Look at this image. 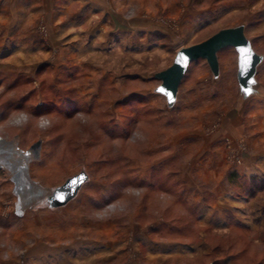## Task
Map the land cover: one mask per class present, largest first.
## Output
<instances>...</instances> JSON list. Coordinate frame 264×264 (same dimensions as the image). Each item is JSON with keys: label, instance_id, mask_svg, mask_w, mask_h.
<instances>
[{"label": "rangeland", "instance_id": "rangeland-1", "mask_svg": "<svg viewBox=\"0 0 264 264\" xmlns=\"http://www.w3.org/2000/svg\"><path fill=\"white\" fill-rule=\"evenodd\" d=\"M69 1L40 4L35 62L25 54L24 70L15 57L0 71V140L22 152L40 142L27 165L36 188L49 192L82 171L88 181L64 207L18 213L20 165L13 156L14 172L0 165V264H264V226L249 212L264 205V181L253 188L248 173L264 141L246 132L264 130V63L263 97L241 107L230 48L217 54V81L203 60L188 67L174 109L153 93V74L179 49L224 28L244 23L264 56V0ZM207 158L219 168L207 170ZM200 193L225 215L189 218L184 197ZM153 242L168 244V255ZM168 242L202 249L173 255Z\"/></svg>", "mask_w": 264, "mask_h": 264}, {"label": "water", "instance_id": "water-1", "mask_svg": "<svg viewBox=\"0 0 264 264\" xmlns=\"http://www.w3.org/2000/svg\"><path fill=\"white\" fill-rule=\"evenodd\" d=\"M245 28L244 23L232 28H224L198 44L179 49L173 58V63L168 68L153 74V79L160 82L153 93L164 97L166 110H172L176 107L178 87L185 77L188 67L193 62L205 61L210 74H212V80H218L220 73L217 54L225 48L233 49L237 57L236 83L238 95L236 104L241 107L252 98L263 97L262 88L257 81V70L264 63V56L253 51L251 42L245 36ZM166 93L171 95V101ZM39 147L40 142L31 146L26 152H22L16 147V142L9 143L0 140V152L15 157L20 165L19 171L21 173L18 183H15L14 187L20 203L18 213L23 212L28 207L45 206L50 210L64 207L74 200L80 189L88 181V175L82 171L49 192L34 187L28 181L27 165L32 159L31 153L36 154Z\"/></svg>", "mask_w": 264, "mask_h": 264}, {"label": "crops", "instance_id": "crops-1", "mask_svg": "<svg viewBox=\"0 0 264 264\" xmlns=\"http://www.w3.org/2000/svg\"><path fill=\"white\" fill-rule=\"evenodd\" d=\"M55 0H0V71L1 70H7V69H11V65H9V63H14L16 62V58L17 59L20 58H24L22 61V65L20 70H24L28 64L32 63V62H28V64L26 65V58H25V54L26 55H33V62H35V56L39 55V53H41V40H40V35L38 33H35L33 25L38 22V14H39V7L40 4H46V5H52ZM59 3L65 4L67 3L69 0H58ZM87 1V0H85ZM70 2V1H69ZM44 6V5H43ZM86 10V9H85ZM15 58V59H14ZM31 58V57H30ZM8 64V65H5ZM30 66V65H29ZM262 113V112H260ZM254 116V112L251 113V116ZM256 116V115H255ZM264 118V116H262ZM254 118V117H253ZM238 117L234 118V120L231 121V134L236 135V138H240L242 136H240L239 133L241 132H237L239 130V122H238ZM249 134H253L252 138L256 136V139H260L261 142L264 141V130H255L254 133L253 131H246ZM252 132V133H251ZM216 139H211L212 141H210L211 146L210 148H207V150L209 151L208 154L211 155V150H212V146L216 144V142L214 140ZM264 143V142H263ZM208 162H205L204 164L209 166V168L207 170H215L219 168V164L215 163V162H211L209 158H207ZM250 166L251 169H249L248 173L250 174L249 176L251 177H255L256 179L253 182V184H251L254 187L257 186V180L261 177V179H259L258 181H264V153L262 154H254L250 159ZM216 167V168H215ZM244 169V168H243ZM240 170V169H239ZM245 170H242L241 172H243ZM246 172V171H245ZM236 175V177L238 176L239 179H241V177H243V175H246L245 173L240 174L238 170H236L235 173H233ZM255 175V176H254ZM226 179L222 178V182L223 185H226ZM173 185H176L175 183L178 184V181L171 182ZM186 186V185H185ZM259 190L258 193L262 190H264V184L263 186H259ZM247 189V188H244ZM210 193V194H209ZM215 194V190H211L208 192V196ZM194 197V196H193ZM205 196H202L201 193L197 194L196 198L198 200V207L196 205H194V203H196L197 200L188 198V197H184L183 200V204L186 206L185 207V213H187L189 218H193L195 221H198V218L200 217V213H203L204 216L207 218H211L210 220L213 219L214 217H217L218 214L220 216L225 215V213L220 212L217 209L213 210V205H211L210 203H206L205 201ZM208 199V197L206 198ZM255 199V196L252 198ZM179 201V200H178ZM181 203V202H179ZM192 209V212H189V210ZM195 209H198V212L195 211ZM193 210L195 211L193 213ZM249 210V208H248ZM249 212H251L252 214H250V217L253 218L254 222L256 223L257 226H264V205L263 206H259V207H251ZM228 222V221H227ZM163 227H166L165 221L163 223ZM161 226V225H160ZM242 229H249L248 231H251V227L248 226H241ZM157 228V226H152V228L150 229L151 233L154 232V229ZM150 234L149 232L147 233V235ZM145 234V236H147ZM158 246V249H160L162 246H166V248L168 247V244L166 243H160V242H153V244H155ZM169 244H171L170 242H168ZM203 244L204 242H200V244ZM172 248H170V250H175L173 252H175V254H180V256L183 255L184 251H188V253H191L190 256H195L194 253L196 254V252L199 251V249L201 250L202 247H200L199 245H193V244H178V243H174L171 244ZM207 245V244H205ZM206 248V250H209L208 247H203ZM163 250V249H162ZM159 254L164 253V256H167L168 252H162L160 249V252H158ZM155 254V253H154ZM153 264H162L159 262H154ZM174 264H179V263H174ZM184 264H188L187 261L184 262Z\"/></svg>", "mask_w": 264, "mask_h": 264}, {"label": "bare ground", "instance_id": "bare-ground-1", "mask_svg": "<svg viewBox=\"0 0 264 264\" xmlns=\"http://www.w3.org/2000/svg\"><path fill=\"white\" fill-rule=\"evenodd\" d=\"M0 165L8 169L9 172H14L16 168V165L13 163V160L11 161V157L9 156V154L4 152H0ZM20 173L17 175V178H19Z\"/></svg>", "mask_w": 264, "mask_h": 264}, {"label": "snow or ice", "instance_id": "snow-or-ice-1", "mask_svg": "<svg viewBox=\"0 0 264 264\" xmlns=\"http://www.w3.org/2000/svg\"><path fill=\"white\" fill-rule=\"evenodd\" d=\"M161 91H163V89H161ZM167 95H169V100L171 101V95L166 93Z\"/></svg>", "mask_w": 264, "mask_h": 264}, {"label": "trees", "instance_id": "trees-1", "mask_svg": "<svg viewBox=\"0 0 264 264\" xmlns=\"http://www.w3.org/2000/svg\"><path fill=\"white\" fill-rule=\"evenodd\" d=\"M234 177H236V175L235 174H232Z\"/></svg>", "mask_w": 264, "mask_h": 264}]
</instances>
